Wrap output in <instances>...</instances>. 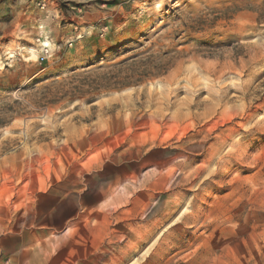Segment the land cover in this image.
<instances>
[{
	"label": "rangeland",
	"instance_id": "obj_1",
	"mask_svg": "<svg viewBox=\"0 0 264 264\" xmlns=\"http://www.w3.org/2000/svg\"><path fill=\"white\" fill-rule=\"evenodd\" d=\"M0 264H264V0H0Z\"/></svg>",
	"mask_w": 264,
	"mask_h": 264
},
{
	"label": "trees",
	"instance_id": "obj_2",
	"mask_svg": "<svg viewBox=\"0 0 264 264\" xmlns=\"http://www.w3.org/2000/svg\"><path fill=\"white\" fill-rule=\"evenodd\" d=\"M158 67V66H157ZM160 70H158L157 72H154L153 74H146L147 75V77H150V76H155V75H158V74H160L161 72H159ZM61 85H63V83H60ZM69 93H71V95H73V96H78V95H82V94H84L85 92H83L82 90H81V88H80V86L78 85V86H74L73 88H71V89H69V90H67L66 92H64L63 94H62V96L64 97V96H67V95H69Z\"/></svg>",
	"mask_w": 264,
	"mask_h": 264
}]
</instances>
